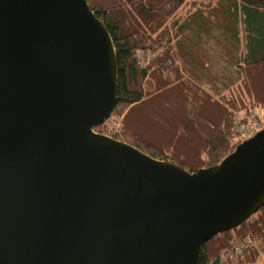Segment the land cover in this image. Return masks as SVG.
I'll use <instances>...</instances> for the list:
<instances>
[{
  "label": "water",
  "instance_id": "95a60500",
  "mask_svg": "<svg viewBox=\"0 0 264 264\" xmlns=\"http://www.w3.org/2000/svg\"><path fill=\"white\" fill-rule=\"evenodd\" d=\"M116 101L88 0H0V264H200L264 207V128L190 173L96 133Z\"/></svg>",
  "mask_w": 264,
  "mask_h": 264
},
{
  "label": "trees",
  "instance_id": "16d2710c",
  "mask_svg": "<svg viewBox=\"0 0 264 264\" xmlns=\"http://www.w3.org/2000/svg\"><path fill=\"white\" fill-rule=\"evenodd\" d=\"M88 3L116 53L112 115L121 117V131L113 138L190 173L233 153L243 142L234 120L264 109V0ZM138 51L155 56L145 64ZM246 238L254 241L252 248L236 258L221 255L233 241ZM260 240L264 207L206 243L200 264H256L264 253Z\"/></svg>",
  "mask_w": 264,
  "mask_h": 264
},
{
  "label": "built area",
  "instance_id": "2783aa9c",
  "mask_svg": "<svg viewBox=\"0 0 264 264\" xmlns=\"http://www.w3.org/2000/svg\"><path fill=\"white\" fill-rule=\"evenodd\" d=\"M155 56V53L151 51H138L137 58L143 62L148 63ZM261 113V114H260ZM264 109L256 108L254 111L249 113H245L241 117H237L234 120V128L237 135L243 140H247L253 137L256 133L261 131L264 127ZM105 127L107 128V133L105 136L113 138L114 134H117L121 131V125L118 122L113 120V116H111L105 123ZM96 131V130H95ZM100 134V133H99ZM254 246V241L250 238H246L239 241H233L230 247L225 250V254L230 257H238L244 251L252 248Z\"/></svg>",
  "mask_w": 264,
  "mask_h": 264
},
{
  "label": "rangeland",
  "instance_id": "374dc122",
  "mask_svg": "<svg viewBox=\"0 0 264 264\" xmlns=\"http://www.w3.org/2000/svg\"><path fill=\"white\" fill-rule=\"evenodd\" d=\"M213 47V46H212ZM219 74H223L224 73V71H222V69L221 68H219V70L217 71ZM261 114V113H260ZM111 116H113V120L115 121V122H120V119H121V117H119V116H116V115H111ZM263 121H264V118H263ZM104 125V124H103ZM100 126L98 129H96V133H100V134H102V135H106V134H108L107 133V128H108V126L107 127H105V126ZM264 128V127H263ZM245 139H243V141H244ZM258 247H264V242L263 241H259V243H258ZM229 247H227L226 249H224L222 252H221V255L225 258V259H227V258H236V257H230V256H228V255H226L225 254V250H227Z\"/></svg>",
  "mask_w": 264,
  "mask_h": 264
},
{
  "label": "crops",
  "instance_id": "0c3cea01",
  "mask_svg": "<svg viewBox=\"0 0 264 264\" xmlns=\"http://www.w3.org/2000/svg\"><path fill=\"white\" fill-rule=\"evenodd\" d=\"M213 46V44H212ZM256 264H264V253L259 257V260L257 261Z\"/></svg>",
  "mask_w": 264,
  "mask_h": 264
}]
</instances>
